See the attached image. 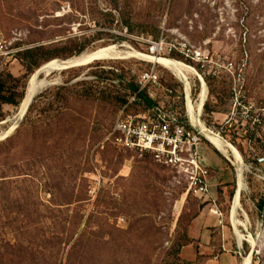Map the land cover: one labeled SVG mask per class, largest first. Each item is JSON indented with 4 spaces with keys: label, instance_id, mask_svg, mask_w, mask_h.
<instances>
[{
    "label": "rangeland",
    "instance_id": "374dc122",
    "mask_svg": "<svg viewBox=\"0 0 264 264\" xmlns=\"http://www.w3.org/2000/svg\"><path fill=\"white\" fill-rule=\"evenodd\" d=\"M0 25L13 46L28 50L85 36L86 50L113 45L201 65L208 81L202 121L243 156L237 218L245 239L236 264L254 256L264 264V207L258 208L264 200V0H0ZM157 37L163 46L152 53ZM5 70L21 81L25 96L32 75L25 63L19 59ZM145 72L162 85L144 89L147 94L167 108L173 101L163 88L172 89L186 110L185 86L138 58L52 71L19 121V106H4L0 137L17 125L8 140L0 139L7 140L0 146L2 264H205L190 234L202 201L187 195L185 178L171 167L115 141L117 119L144 111L129 86ZM190 84L196 103L200 81L191 76ZM181 107L180 100L174 108L181 113ZM203 139L198 154L212 186L220 172L206 164L201 147L219 155ZM224 164L213 200L219 206L222 199L219 210L233 227L239 165L230 156Z\"/></svg>",
    "mask_w": 264,
    "mask_h": 264
},
{
    "label": "built area",
    "instance_id": "2783aa9c",
    "mask_svg": "<svg viewBox=\"0 0 264 264\" xmlns=\"http://www.w3.org/2000/svg\"><path fill=\"white\" fill-rule=\"evenodd\" d=\"M153 46L152 53L163 46V41L155 42ZM26 49L13 46L0 25V73L5 70L7 64L19 62L18 54ZM200 56L201 54L196 53V58ZM138 86L141 90L162 88L160 78L154 72L142 74ZM163 91L172 99L173 105L166 108L158 103L159 111L154 116L118 118L113 128V134L119 136L115 141L127 150L150 153L156 162L171 167L185 178L188 185L187 195L190 194L203 203H210V213L221 217L222 213L211 197L210 171L201 164L198 154L202 136L183 125L182 114L174 108L182 98L175 96L172 89L163 88ZM148 94L156 99L155 93Z\"/></svg>",
    "mask_w": 264,
    "mask_h": 264
},
{
    "label": "bare ground",
    "instance_id": "6f19581e",
    "mask_svg": "<svg viewBox=\"0 0 264 264\" xmlns=\"http://www.w3.org/2000/svg\"><path fill=\"white\" fill-rule=\"evenodd\" d=\"M129 58L143 59L150 63L159 65L164 69L168 70L176 79H178L185 86L186 99H187L186 115L189 124L193 128L197 129L199 133L222 155H224L225 157H229V156L232 157L234 162L239 165L238 188L235 193L233 206L230 213H231V222L234 227L233 229L235 230V233L238 237L239 245L241 246L243 240L245 239V236L240 232L238 227L239 226L243 227L245 226V224L237 218L238 215L237 211L242 207L241 194L244 189V183L242 177V168L244 165L243 159L239 154V152L232 145L227 143L217 134L210 131L207 128V126L203 123L202 114H203L204 106L208 99V89L204 78L193 67L186 65L180 61H176L164 57H156L154 55H148L138 51L123 50L121 47H117L113 45L101 47L93 50H88L82 53L80 56H76L72 58V60L69 61L68 63H61L58 60H52L42 65L38 70H36L31 75L25 91V96L18 109L17 120L19 121L25 116L35 96L40 92V90H42L45 86L49 84L48 76L52 71L55 72L65 71L69 66H74V68L72 69H75L96 61H108V60L129 59ZM41 74H45L46 75L45 78L42 79L40 77ZM191 76H195L200 81V92L196 103H194L190 99ZM16 125L13 124L10 127L9 131L4 136L0 137V139H4L8 134L13 132V130H15L16 128ZM249 242L253 247L256 246V243L252 238H250ZM251 263H252L251 257L246 258L243 262V264H251Z\"/></svg>",
    "mask_w": 264,
    "mask_h": 264
},
{
    "label": "trees",
    "instance_id": "16d2710c",
    "mask_svg": "<svg viewBox=\"0 0 264 264\" xmlns=\"http://www.w3.org/2000/svg\"><path fill=\"white\" fill-rule=\"evenodd\" d=\"M126 27H127V24H126ZM159 39L160 38L157 37L156 40H154V41L159 42ZM117 40L119 42L124 41L122 38H117ZM86 41L87 40H86L85 36L75 37L74 39L68 40L64 46H61V47H58L55 49H46L43 46L36 47L34 49H29V50L26 49L25 51L18 54L17 57H18V59L22 60L25 63V68L27 69V71H29L31 74H33L34 70L35 71L38 70L42 65H44L45 63H48L52 60L62 58L63 59L62 61H65V60H69L71 58H74L76 56H80L82 53L88 51L85 49L84 43H86ZM106 46H108V45H106ZM102 47H105V46H102ZM61 52H70V54L62 56L61 54H59ZM74 52H76V53L73 55ZM180 60L188 62V60L187 59L184 60L183 57H181ZM195 68L200 74H203L201 65H196ZM203 78L207 84L208 81H207L206 77H204V75H203ZM20 82L21 81L19 79L14 78L7 70H4L0 73V122L5 120L4 106H13V107L19 106L20 107V104L24 98L23 92H18L19 91L18 89L20 88L19 87ZM76 86H79V84H77ZM22 88H24V87H22ZM63 89H66V86L59 87V90H63ZM129 89L132 92V95L134 97L133 98L134 102L136 104L141 105L144 109L143 113L132 115V117L144 116V115L154 116L155 113L157 111H159L158 102L156 100H154L153 98H151L149 96V94H147L144 90H141L140 87L138 86V83L137 84H131L129 86ZM181 101H182L181 114L183 116L182 123L188 129H192L190 127V125L188 124V120L186 118V110H185V106H184L183 97H182ZM207 110H208V103L206 102L203 112H205ZM257 123L261 124L262 122L258 121ZM258 124H254V126L249 128L248 131L249 132L250 131L255 132L256 129L258 128ZM200 139H201V141L205 142V140L203 138L200 137ZM6 141L1 142L0 146L4 145L6 143ZM216 152L218 155L221 156V154L217 150H216ZM262 160L264 161V158H262ZM259 161H260V159H259ZM207 204H210V203H207V202L203 203L202 202L201 209L204 207V205H207ZM263 207H264V200H262L258 205V208L261 211H262ZM257 261H259V257L254 256L252 264H256ZM2 263L3 262H2V259L0 257V264H2Z\"/></svg>",
    "mask_w": 264,
    "mask_h": 264
},
{
    "label": "crops",
    "instance_id": "0c3cea01",
    "mask_svg": "<svg viewBox=\"0 0 264 264\" xmlns=\"http://www.w3.org/2000/svg\"><path fill=\"white\" fill-rule=\"evenodd\" d=\"M201 151L205 157L206 164L220 172L218 176L216 175V178L212 179L211 197L213 199L214 187L223 178L224 174L226 175L227 170L224 168L225 156L220 153L221 156L219 155V158L211 150L203 146ZM228 184L226 183L225 185ZM227 189L228 187L226 186L224 190L226 191ZM225 197L226 193L223 199ZM218 204L219 206L217 205V207L219 209L223 205L222 199ZM211 206V204L204 205L195 217L190 231L192 238L197 239L199 242V255L206 256L205 264H236L243 242L240 246L235 230L225 220L223 214L219 217L210 213Z\"/></svg>",
    "mask_w": 264,
    "mask_h": 264
},
{
    "label": "water",
    "instance_id": "95a60500",
    "mask_svg": "<svg viewBox=\"0 0 264 264\" xmlns=\"http://www.w3.org/2000/svg\"><path fill=\"white\" fill-rule=\"evenodd\" d=\"M72 60V58L71 59H69V60H65V61H60L61 63H68L69 61H71ZM72 68H74V66H69L66 70H69V69H72ZM31 105V104H30ZM16 129V128H15ZM14 131V130H13ZM12 133V132H11ZM10 133V134H11ZM10 134H8L4 139H2V140H5V139H7V138H9V136H10ZM202 138H203V136H202ZM218 151V150H217ZM219 152V151H218ZM220 153V152H219Z\"/></svg>",
    "mask_w": 264,
    "mask_h": 264
}]
</instances>
